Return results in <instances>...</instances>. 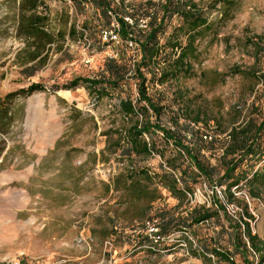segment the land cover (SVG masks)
Here are the masks:
<instances>
[{
	"label": "rangeland",
	"instance_id": "374dc122",
	"mask_svg": "<svg viewBox=\"0 0 264 264\" xmlns=\"http://www.w3.org/2000/svg\"><path fill=\"white\" fill-rule=\"evenodd\" d=\"M164 1L114 0L113 7L119 16L148 23V15L160 16L159 5ZM192 2L210 23L196 40L192 75L180 74L163 84L154 80L147 85L148 95L162 107L157 118L149 111V120L177 131L185 146L189 137L183 136L189 128H195L192 120L196 117L201 121L199 127L210 126V135L222 132L224 137L232 126L247 119L259 122L264 116L262 81L255 76L230 74L234 66L249 69L254 65V49L245 42L249 37H264V0ZM31 8L29 0H0V96L32 83L44 87V91L16 99L22 111L16 112L17 121L3 137L2 157H7L0 169V264L18 255L32 264H244L243 257L233 251L232 226L238 219L236 213H242L240 199H244L254 218L249 220L252 233L264 238V189L250 197L242 182L230 190L237 199L230 202L224 193L225 184H215L222 168L210 152L203 151L216 171L210 182L203 177L195 184L189 182L192 193L185 198L172 196L156 183L149 189L159 185L160 198L151 206L147 200L113 191L112 181L127 164L121 149L111 145L107 160H97L94 165L88 162V154L99 155L106 145L115 144L118 132L142 120L140 115L128 119L119 110L125 99L137 105L136 81L128 76L116 90L99 98L87 86L71 90L64 87L75 77L96 79L105 74L108 59H138V54L124 51L121 42L111 43L100 37V30L107 24L102 14L84 0H43L36 12L47 16L49 29L67 32L73 27L76 36L65 35L51 50L46 65L29 75L25 69L32 64L20 66L16 62L25 47L18 36L17 21L21 11L29 14ZM139 29H134L137 37ZM186 36L187 27L177 16L167 19L158 35L160 45L170 41L166 46L174 41L184 46ZM254 73L264 76V58L254 67ZM72 109L80 116L72 114ZM103 132H109L108 136ZM144 137L153 141L165 157L179 151L172 141H164L160 132ZM134 162L151 172L164 164L156 152L148 158L134 157ZM181 169L193 171L185 164ZM105 185H110L108 193ZM217 199L229 218L217 208ZM202 208L218 212L217 216L191 224L190 213ZM145 210L146 215L141 217ZM159 211L169 212L184 224L172 227L160 243L150 244L142 227L147 226V217ZM213 249L233 253V260H217L211 254Z\"/></svg>",
	"mask_w": 264,
	"mask_h": 264
},
{
	"label": "trees",
	"instance_id": "16d2710c",
	"mask_svg": "<svg viewBox=\"0 0 264 264\" xmlns=\"http://www.w3.org/2000/svg\"><path fill=\"white\" fill-rule=\"evenodd\" d=\"M42 1L29 0L32 6L31 13L26 14V11H21L17 21L18 36L23 39L25 47L17 54L16 62L20 66L32 64L25 69V72H30L29 75H33L35 71L46 65L51 50L54 46H59L58 41L64 39L65 35L76 36L73 27H70L67 32H55L49 29L47 16L36 12L37 6L42 4ZM84 2L99 11L107 24V27L100 30V37L104 30L111 29L115 23L118 25V43L121 42L125 46L123 50H133L138 54V59L137 56L134 58L129 56V60H126L125 56L119 59H108L105 62V74L96 79L75 77L64 87L71 90L79 85L87 86L99 98L106 96L108 91L116 90L128 76L136 81L137 105L133 104L131 100L125 99L120 102L119 110L128 119L140 115L142 120L132 122L127 129L118 132L115 144L106 145L99 152V155L94 152L88 154L90 158L88 162L90 161L94 165L97 160H107L106 152L110 151L111 145L115 150L121 149V156L127 161V164L124 172L117 175L112 181L113 191H123L137 200H147L149 206L160 198L158 194L159 185L172 196L178 199L185 198L188 193H192L189 182L195 184L200 177L210 182L216 171V167L211 166L206 159L207 157L202 154L204 151L210 152V156L216 158L217 166L222 168L223 173L215 181V184L219 186L225 184L224 193L230 202L237 200L230 190L242 182L249 196L256 197L258 192L264 189V116L259 122L247 119L237 126H232L224 137L222 132H214L210 135L208 133L210 126L207 124L199 127L198 124L201 121L199 117H196L192 120L195 128H189L186 135L183 136L184 138L189 137V145L187 146L184 145V141L181 136H178L177 131L163 128L160 123H153L149 120V111L157 118L161 115L162 107L148 95L147 85L154 80L163 84L180 74L192 75L191 59H195L197 56L196 40L202 36L203 31L208 29L210 24L203 11L198 9L192 0H165L159 5L160 16L148 15L149 21L148 23L144 21L145 27L142 28L140 27L142 19L133 21L124 15L119 16L113 7L114 0H84ZM172 16L180 18L187 27L184 46L177 41L172 42L170 46H166L170 41L160 45L158 35L163 32L167 19L172 18ZM125 18L130 19L133 24L130 25L125 21ZM135 28L139 29L137 31L139 37L134 31ZM128 40L135 44L134 48L131 49L127 46ZM262 42H264V37L261 36L247 38L245 43L254 49V65L249 69L234 66L230 70V74H238L244 77L255 76L258 81H262L264 84V76L254 73V67L261 58H264V43ZM22 52L25 54L23 58H21ZM41 91H44L41 84L32 83L26 88L0 96V169L4 168L7 157V154L2 157L5 147L3 137L10 133L12 126L17 121L16 112L22 111V106L16 105V99L27 98ZM142 103L144 105H141ZM73 113L80 116V112L75 109H72ZM72 120L76 121L77 117H73ZM88 120L93 122L92 117ZM156 132L162 134L164 141H172V144H175L179 151L175 155L165 157V154L157 149L153 141L145 140V135L152 136ZM108 134L109 132L102 133L103 136H108ZM155 152L164 160V164L158 166V171L151 172L149 169L135 165L134 157L148 158ZM216 154H218L217 157ZM261 162H263L262 166L257 168ZM86 164L87 162L81 168ZM180 164H185L187 168H192L193 171L187 173V169H181ZM177 170H180L179 174H177ZM155 183L159 185L150 190L149 187ZM105 190L108 193L110 185H105ZM217 203V208L223 212L224 217L229 218L219 199H217ZM240 204H242V213H236L235 216H238V219L232 226L234 254H240L244 264H264V238L261 239L257 234L252 233L249 220L254 218L249 213L244 199H240ZM146 212L145 210L141 217H144ZM217 213L205 208L194 209L190 213V223L199 224L208 221L217 216ZM148 221H155V226L158 228L156 236L159 237V241L157 243L162 241L160 239L169 236L172 227L184 224L179 223L167 211H159L147 217L144 224ZM142 228L145 230V225ZM144 239L147 241L148 235ZM148 242L157 244L152 243V240ZM211 254L217 260H233V253H226L219 249L211 250Z\"/></svg>",
	"mask_w": 264,
	"mask_h": 264
},
{
	"label": "built area",
	"instance_id": "2783aa9c",
	"mask_svg": "<svg viewBox=\"0 0 264 264\" xmlns=\"http://www.w3.org/2000/svg\"><path fill=\"white\" fill-rule=\"evenodd\" d=\"M125 21L126 22H129L130 25H132V21L128 18H125ZM140 27L144 28L145 27V24H144V21H141L140 22ZM117 32H118V25L117 24H113L112 25V28L109 29V30H104L102 33H101V38L103 40H107L111 43H118V35H117ZM127 46L129 48H134V43L130 40H128L126 42ZM145 229L147 230V233L150 237V239L152 240V243H157V241H159V237L156 236L157 233H158V228L155 226V221H152V222H147V226L145 227ZM160 240H164V239H160ZM4 264H32V263H29L24 256L22 255H18L17 257H15L13 260L9 261V262H6Z\"/></svg>",
	"mask_w": 264,
	"mask_h": 264
}]
</instances>
